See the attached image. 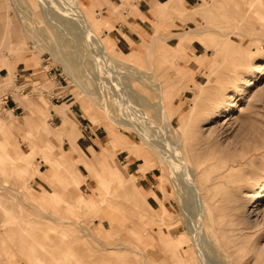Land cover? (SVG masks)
<instances>
[{"label": "rangeland", "instance_id": "obj_1", "mask_svg": "<svg viewBox=\"0 0 264 264\" xmlns=\"http://www.w3.org/2000/svg\"><path fill=\"white\" fill-rule=\"evenodd\" d=\"M80 2L114 60L93 55L70 0H0V142L26 159L14 172L0 161V264H34L31 247L49 264H264V204L255 202L264 191V0H170L124 50L102 13ZM42 63L55 80L36 74ZM159 93L174 131L159 115ZM93 100L110 116L92 118ZM91 129L99 136L85 148ZM47 139L67 157L62 166ZM162 144L184 151L204 209L185 171L176 186ZM120 175L139 190H123Z\"/></svg>", "mask_w": 264, "mask_h": 264}, {"label": "bare ground", "instance_id": "obj_2", "mask_svg": "<svg viewBox=\"0 0 264 264\" xmlns=\"http://www.w3.org/2000/svg\"><path fill=\"white\" fill-rule=\"evenodd\" d=\"M71 1V3H70V5H71V13H70V20H71V22L72 23H74L76 26H78L79 27V30H80V33L84 36V38L90 43V46L93 48V50H94V53H93V55H95V56H100L99 57V59L101 58V57H103L104 59H109V60H114L113 58V55H112V53L106 48V46L104 45V43L101 41V38H100V35H99V33L98 32H96L94 29H93V27L91 26V24L89 23V21H88V19H87V14H86V12L84 11V9L82 8V6H81V2H80V0H70ZM95 47V48H94ZM90 48V47H89ZM129 66V65H128ZM44 68H45V66H44ZM133 68V67H132ZM131 67H130V69H132ZM130 71V70H129ZM133 71V72H132ZM131 72L134 74V73H138L137 75L136 74H134V75H136V79H139V82L140 83H143V84H146V85H152V86H156L157 88H159V90H160V87H161V89H162V86L158 83V82H156V80L155 79H152V78H150L149 76H147L146 74H144V72L143 71H141V70H138V69H135V68H133V70H132ZM50 80H55L53 77L52 78H50ZM241 82H242V80H241ZM245 82V81H244ZM83 89V88H82ZM230 89V88H229ZM228 89V90H229ZM85 90H87V89H85ZM86 93H88L89 91L87 90V91H85ZM161 92V91H160ZM225 93H226V91H225ZM228 93V92H227ZM160 94V100H159V103H158V111H159V115H160V117H161V119H162V121L165 123V127H170L173 131H174V128H173V125H172V123H171V120H170V118H169V116H168V112H167V104H166V101H165V99H164V96H163V94H161V93H159ZM91 95V93L90 94H88V96H90ZM99 99H102V98H100L99 97ZM93 105H94V108L93 109H95V113H96V115L95 116H93L92 118H98V116H99V111L101 110V113L102 114H108V116H110V114H111V112L109 111V109H107V106H106V103L104 102V100H96V101H94L93 100ZM216 108V107H215ZM224 109V108H223ZM230 111V110H229ZM228 111V112H229ZM228 112H227V109H225L224 111H223V113L222 114H220V116H222V117H227V114H228ZM41 114V113H40ZM42 115V114H41ZM43 116V115H42ZM1 126H2V119L0 118V128H1ZM132 127H134V128H136L137 129V126H134V125H132ZM107 128H108V130H111L112 128H110V127H108L107 126ZM164 130H165V128H164ZM169 131H170V129H168ZM167 130V131H168ZM171 132V131H170ZM60 134V133H59ZM112 134V133H111ZM61 135V134H60ZM144 137H147L145 134L143 135ZM29 137V136H28ZM112 139V138H111ZM34 141V140H33ZM52 141V140H51ZM50 141V139H47L45 142L48 144V147L54 152V154H56V157H58V160H56L57 161V163L60 165V166H62V160H67V157L66 156H64L61 152H59L57 149H56V147H55V145L52 143ZM115 141V140H114ZM117 141V143H119L118 142V140H116ZM35 143H36V141H34ZM116 143V142H115ZM167 143H170V139H169V142H167ZM178 144V143H177ZM177 144H173L175 147H171V146H169L168 147V151L170 152V151H172L171 149L173 148V151L175 152H172L171 154L169 153V152H167V150H166V145L164 146L163 144L162 145H159V147H160V149H159V147H158V149H159V151H160V153L164 156V158H165V160L170 164V166L172 167V169H173V167H174V169H173V172L175 173V167H176V170H177V172L178 173H176V175L178 176H175V174H174V176L176 177V181H175V184H176V186L177 185H179L178 183V180H180L179 179V175H180V171L182 172V170L183 171H185L184 173V177H186V181H187V183H186V181H185V183L186 184H188L189 183V185H187V186H189V191H191L190 193H192V196H195L196 198H197V202H202V205H201V207L200 208H203L204 209V204H203V201H202V198H201V193H200V189H199V187H198V185L196 184V182H195V179H194V172H193V169L192 168H190V165L188 164V161L186 160V157H185V155H184V151H182V149L177 145ZM168 145H172V142L170 143V144H168ZM260 149V148H259ZM261 152V151H260ZM264 152V151H263ZM251 153V152H250ZM259 154V153H258ZM238 158V157H237ZM247 159V158H246ZM20 160H25L26 161V159H24V158H21L20 156H16L14 153H13V151L9 148V147H4V145L2 144V142H0V161H2V162H7V163H10L9 165H12V167L13 166H16L17 167V163L18 162H20ZM31 163V162H30ZM29 163V164H30ZM230 164V163H229ZM8 167V166H7ZM11 167V166H10ZM15 167H13L12 168V172H14L15 171ZM7 170V169H6ZM65 170H67V171H69L70 172V174L72 175V177H73V179L75 178V174H74V172L71 170V169H69V168H67V169H65ZM183 174V173H182ZM66 175V174H65ZM68 176V175H67ZM254 176V175H253ZM120 179H121V182H119L117 185H119L120 187H122V189L123 190H128V188L129 189H131V191L133 192V193H135V192H137L139 189H138V187H137V185L134 183V182H130V181H127L126 179H125V176L123 175H120ZM183 177V179L185 180V178ZM182 179V178H181ZM184 180H183V182H184ZM186 184H184V185H186ZM182 185V184H181ZM178 187H180V186H178ZM185 187V186H184ZM180 189V188H179ZM182 189V188H181ZM181 191V190H180ZM183 191V190H182ZM181 191V192H182ZM132 193V194H133ZM256 201L255 202H257V201H259V202H261V204L263 205L264 204V191H262V192H260V193H258L257 195H256ZM195 200V199H194ZM79 202H80V206H83V207H91L92 206V203L90 202V201H88L84 196H82L81 195V198H80V200H79ZM196 202V203H197ZM195 203V204H196ZM201 204V203H200ZM199 203H198V205H200ZM200 211V210H199ZM200 214V213H199ZM201 216H202V214H201ZM201 219V218H200ZM202 220V219H201ZM201 220L199 221V222H201ZM202 225V224H201ZM200 225V226H201ZM198 226V231L200 230V228L203 226ZM195 230V229H194ZM203 230V228L200 230L201 232H203L202 231ZM196 231V230H195ZM194 231V232H195ZM199 231V232H200ZM199 232H198V234H197V231H196V233H194V234H197V235H199ZM201 234V233H200ZM196 235V238L197 237H199V236H197ZM195 236V235H194ZM200 236H202V234L200 235ZM199 238H201V237H199ZM204 238V237H203ZM208 238V237H207ZM195 239V238H194ZM198 239H196V241H197ZM200 240H202V239H200ZM199 241V240H198ZM197 241V242H198ZM204 241V240H203ZM199 243H201V241H199ZM199 243H198V245H199ZM126 248H130V246H128L127 247V245L125 246ZM31 249V254L29 255V258H31L32 259V261L34 262V264H49L47 261H46V259L41 255V254H39L38 253V251L36 250V249H34L33 247H31L30 248ZM131 249H133V248H131ZM134 250V249H133ZM137 252V251H136ZM139 253V252H138ZM140 254V253H139ZM142 254V253H141ZM144 258H145V256H144ZM213 260V259H212ZM145 261H146V264H149V262H147V260L145 259ZM32 262V263H33ZM64 263V262H63ZM209 263V262H208Z\"/></svg>", "mask_w": 264, "mask_h": 264}, {"label": "crops", "instance_id": "obj_3", "mask_svg": "<svg viewBox=\"0 0 264 264\" xmlns=\"http://www.w3.org/2000/svg\"><path fill=\"white\" fill-rule=\"evenodd\" d=\"M170 0H99L98 3H95L91 0H86V5L88 7L97 12L102 13V15L110 22V25H112L111 29H105L107 31V34L110 36V39L113 44H115L117 47H119L121 50H124L126 48H131L133 45V42L135 43L141 38V35L143 36L145 33L149 32V29L151 26L149 25V21H154L159 16L156 15V7L162 3H166ZM182 3H185L186 5L195 6L196 4L200 3L201 0H179ZM232 1V0H231ZM118 10V11H117ZM117 11V12H116ZM92 16V15H91ZM92 19L94 20V23L96 25V28H100V23L98 20H95L92 16ZM180 38V37H179ZM176 47L183 46V43L181 42V39L173 44ZM168 50L174 49L172 46H167ZM44 61V60H43ZM43 64V63H42ZM46 64L40 65L42 71L36 72V74H39L44 71V66ZM18 74H20L18 72ZM32 75L34 73H31ZM56 105H62L63 103H55ZM59 108V107H58ZM54 108L53 112L56 116H58L57 109ZM13 111V110H12ZM83 137L86 140L85 144L83 145L85 148L94 147V138L98 137V134H94L92 132V129L90 131L84 130ZM86 134V135H85ZM94 143V144H93ZM129 154L127 157L122 160L124 162L125 160H128L129 162V169L131 170L133 168V163L131 160L128 159ZM80 158V159H79ZM82 161L81 157L78 155H75V162ZM81 163V162H80ZM79 164V163H78ZM137 169V168H136ZM149 172H146L144 176L141 177V180L144 182L143 188L148 193V189L150 187L153 188L150 180L153 179V176H149ZM75 180L79 181L81 184L85 183L84 181H81V179L78 177ZM160 185V184H159ZM151 188L152 194L155 190ZM155 196H157L154 193ZM81 195H77L72 198H80ZM157 199L160 200V198L157 196ZM104 209V205L102 204L100 206V209L97 211L101 212ZM107 216H110L109 214H106Z\"/></svg>", "mask_w": 264, "mask_h": 264}, {"label": "built area", "instance_id": "obj_4", "mask_svg": "<svg viewBox=\"0 0 264 264\" xmlns=\"http://www.w3.org/2000/svg\"><path fill=\"white\" fill-rule=\"evenodd\" d=\"M44 71L50 74V78H52V77H53L54 79L57 78V72H56V71H52L50 65L46 64V65H45V68H44ZM52 72H53V74H52ZM58 98H59V97H58ZM56 99H57V98H56Z\"/></svg>", "mask_w": 264, "mask_h": 264}]
</instances>
